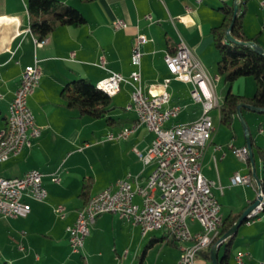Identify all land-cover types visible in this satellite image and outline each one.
<instances>
[{"label":"crops","instance_id":"crops-1","mask_svg":"<svg viewBox=\"0 0 264 264\" xmlns=\"http://www.w3.org/2000/svg\"><path fill=\"white\" fill-rule=\"evenodd\" d=\"M59 1L77 8L85 22L57 25L43 38L42 44L36 45L37 37L29 26L27 0H0V130L6 126L8 104L24 66L37 58L41 69L39 83L28 97L41 134L30 146L1 162L0 172L8 174L0 175L17 176L38 168L47 190L44 200L25 197L30 204L25 216H0V263L134 264L150 239L163 236L162 230L142 234L139 226L115 213L103 212L96 216L80 251L73 252L68 241L67 227L86 202L80 195L85 177L92 179L89 197L106 187L113 189L116 179L128 173L137 175L143 183L153 168L152 164L143 167L133 150H146L154 134L144 124L134 125L135 112L125 108L130 92L127 83L112 95L118 97L124 112H117L114 109L117 105L113 104L108 113L113 119L109 123L79 115L67 107L60 93L63 86L77 78L96 83L110 71L128 76L136 67L131 54L137 34L143 35L140 70L144 92L149 88L159 89L164 78L171 77L166 88L170 103L182 105L179 113L166 122L167 126L194 121L202 114V104L190 95L191 84L172 78L163 58L165 51L174 48L179 36L210 75L218 76L215 83L218 105L210 111L214 130L204 148L201 172L215 181L212 190L220 203L222 218L228 213H242L255 200V182L231 184L230 179L235 173H249L260 179L262 164L260 158V164L255 163V154L251 163L240 160L232 152L233 146L246 145L245 132L241 135L235 126L240 118L237 113L230 126L219 121V106L227 84L217 73L218 50L211 33V28L223 18L219 7L225 3L234 5L235 0ZM117 19H122L125 25L115 27ZM243 30L249 37L256 36V44L264 48V0L246 1ZM233 84L234 81L230 85L233 92L251 95L250 91L234 89ZM215 108L217 113L213 111ZM252 112L256 111L241 108L248 135L257 143L258 136L253 135L250 124ZM129 126L135 127L125 138L106 139L108 133ZM256 132H264L261 124ZM257 146L264 150L260 144ZM54 173L60 176L58 182L51 179ZM134 199L140 202L139 196ZM59 205L62 216L56 211ZM188 226L191 231L200 229L196 221L188 220ZM214 244L211 242L208 251L205 248L198 253L195 264H214L211 258ZM223 249L221 242L216 250L217 259ZM179 253L180 242L163 238L147 247L143 264H178ZM238 253H242L240 263ZM227 264H264V211L251 223L244 221L238 227Z\"/></svg>","mask_w":264,"mask_h":264},{"label":"built area","instance_id":"built-area-1","mask_svg":"<svg viewBox=\"0 0 264 264\" xmlns=\"http://www.w3.org/2000/svg\"><path fill=\"white\" fill-rule=\"evenodd\" d=\"M235 3L239 4V0H235ZM124 25L122 19L114 21L115 27ZM34 41L40 45L45 39L34 38ZM142 42L143 35L137 34L131 54V61L136 67L128 76L110 71L102 79L113 84L116 92L122 83L130 86L125 108L135 112V126L144 124L154 134L146 150H133L143 167L152 164L153 168L143 183L131 173L118 178V194H111L108 187L96 193L95 208L90 209L86 218H75L67 227L68 241L73 252L81 250L96 216L111 212L139 226L142 234L162 230L166 239L180 242L178 264H195L198 253L207 248V239L214 238L222 220L220 203L212 190L215 181L204 176L200 165L201 149L205 148L214 130L210 111L218 105L215 93L218 76L210 75L193 56L184 38L179 36L173 51H165L163 58L172 78L191 84L190 95L202 104V114L194 121L167 126L166 122L179 113L182 105L170 103L166 88L171 77L164 78L159 89L149 88L144 92L140 70ZM40 76L37 58L24 66L19 84L8 104V110L14 111V134L7 140L6 149L0 150V163L18 154L25 146H30L33 139L41 134L28 105V97L38 85ZM152 91H165V98H152ZM135 126L108 133L106 139L125 138ZM11 141H18V148L14 155H7V146ZM231 149L239 159H248L246 145L233 146ZM42 178L43 173L38 168L26 170L22 178L0 175V216H25L30 210V204L25 201L26 196L44 200L47 190ZM51 179L58 182L60 176L54 173ZM253 181L258 202L247 213L246 223H251L259 216V206L264 203L260 199L256 179L249 173H235L230 179L231 184H252ZM135 196L140 197V202L135 201ZM56 211L62 216V206H57ZM188 220L198 222L200 229L191 231ZM241 256L242 253H238L239 263Z\"/></svg>","mask_w":264,"mask_h":264},{"label":"trees","instance_id":"trees-1","mask_svg":"<svg viewBox=\"0 0 264 264\" xmlns=\"http://www.w3.org/2000/svg\"><path fill=\"white\" fill-rule=\"evenodd\" d=\"M92 1V0H83ZM247 0H239L238 11L234 18L230 33L238 40L256 41V36L249 37L243 30V14ZM223 13L222 21L219 25L211 28L215 47L218 50L217 73L221 80L227 84L222 103L219 106V121L230 126L233 117L237 112V105L241 102L251 104L255 107H264V55L257 52L249 45L228 41L226 38V30L233 18V4H223L219 7ZM27 11L29 16L30 30L39 39L44 38L57 25L74 24L82 25L85 22L84 15L70 4H65L59 0H27ZM170 52L173 51L169 50ZM251 75L255 82V88L251 95H243L233 92L230 89L232 82L241 77ZM61 96L67 107L77 111L79 115H88L93 118L104 119L109 123L113 118L108 114L114 108L112 95L99 89L96 83L89 79L81 77L66 84L61 89ZM253 148L254 142L250 137ZM253 154L257 155L262 164V176L259 179L260 186L264 192V150L257 146L253 149ZM250 162V159H247ZM92 179L85 177L81 184L80 195L87 199L88 191L91 187ZM241 211L235 214L228 213L222 218L221 225L217 234L212 238V243L217 240L231 227ZM235 234L227 237L222 241L224 249L222 255L217 259V264H227L229 249ZM165 236L150 239L139 254L134 264H143V259L148 246ZM173 242V239H167ZM210 242V243H211ZM210 247V244L207 246ZM208 254V253H207ZM209 256V254L207 255ZM0 264H10L3 261Z\"/></svg>","mask_w":264,"mask_h":264},{"label":"bare ground","instance_id":"bare-ground-1","mask_svg":"<svg viewBox=\"0 0 264 264\" xmlns=\"http://www.w3.org/2000/svg\"><path fill=\"white\" fill-rule=\"evenodd\" d=\"M43 39V38H42ZM96 86L108 93L109 95H113L116 93V87L113 84L109 83L107 80L100 79L96 82ZM152 98H165V91H155L152 92ZM14 126H15V117L14 111L8 110L6 115V126L4 129L0 131V150L6 149L7 140H9L14 134ZM16 148H18V141H11V144L7 146V155H14L16 153ZM204 153V148L201 149V157ZM14 178H22V175L14 176ZM114 188L108 187V191H111V194H118V179H116L114 183ZM256 186L259 191L260 199L264 202V192L260 186V182L256 180ZM95 208V194L90 196L85 204L77 211L76 218H86L89 214L90 209ZM264 210V203L259 206V214ZM222 220H220L218 224V229L221 225ZM212 238L207 239V246L210 244ZM80 250H74V252H78Z\"/></svg>","mask_w":264,"mask_h":264},{"label":"water","instance_id":"water-1","mask_svg":"<svg viewBox=\"0 0 264 264\" xmlns=\"http://www.w3.org/2000/svg\"><path fill=\"white\" fill-rule=\"evenodd\" d=\"M238 11V4L234 3L233 5V18L232 21L229 25V27L226 30V38L228 41L231 42H236V43H241V44H245V45H249L250 47H252L253 49H255L257 52L261 53L264 55V48L259 46L258 44H256L255 41L253 40H247V41H242V40H238L235 37H233L230 33V30L232 28L233 25V21L234 18L237 14ZM245 107L251 110H254L256 112H264V107L260 108V107H255L251 104L245 103V102H241L237 105V115L241 118L243 124H244V132H245V137H246V146L248 149V158L250 159L251 162H253V150H252V145H251V140L250 137L248 135V129H247V125L245 123V121L242 118L241 115V108ZM253 176L256 177L255 172H253ZM257 181H259V179L257 178ZM258 202V199H255L253 202H251L243 211L242 213L238 216V218L235 220V222L231 225V227L217 240V242L213 245V247L211 248V258L214 264H217V258H216V250L218 245L227 237L233 235L236 233L238 227L245 221L246 219V215L247 213L256 205V203Z\"/></svg>","mask_w":264,"mask_h":264},{"label":"rangeland","instance_id":"rangeland-1","mask_svg":"<svg viewBox=\"0 0 264 264\" xmlns=\"http://www.w3.org/2000/svg\"><path fill=\"white\" fill-rule=\"evenodd\" d=\"M223 82V81H222ZM123 84V83H122ZM234 89H243L244 91H250L251 94L252 92L254 91L253 90V87H255V82H254V79L251 75H246V76H241L237 79L234 80ZM249 86L251 87L250 90H249ZM228 88V87H227ZM227 90V89H226ZM113 100V104H116L117 106L114 108L117 112H124V109L122 108V106L119 104L118 101H120L118 99L117 96L113 97L112 98ZM194 100V99H193ZM199 102V101H198ZM213 111L215 113H217V109H213ZM252 115H253V122L250 123L251 126H252V133L254 136H258L257 138V143H254L253 145V149L256 150L257 148V144H260L261 146L264 147V132L263 133H258L256 132L257 130V125H260L262 126L263 130H264V112H252ZM104 120V119H103ZM103 120H100V122H103V124L105 123ZM218 123V121H216V124ZM235 126H236V129H238V131L241 132V135L243 134V131H244V124L242 122V120L239 118V121L237 120L236 123H235ZM234 154V153H233ZM235 155V154H234ZM236 156V155H235ZM255 163L257 165L260 164V160H259V157L257 155H255ZM242 161H245L243 159H240ZM251 162V161H250ZM252 163V162H251ZM3 171V170H2ZM2 175H7L8 173L7 172H0ZM264 211V210H263ZM243 227H241L240 231L242 230ZM147 237V236H146ZM148 239V237H147Z\"/></svg>","mask_w":264,"mask_h":264}]
</instances>
